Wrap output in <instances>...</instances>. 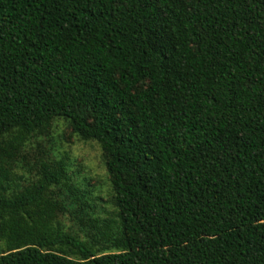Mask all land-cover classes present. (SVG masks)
<instances>
[{
    "label": "trees",
    "instance_id": "16d2710c",
    "mask_svg": "<svg viewBox=\"0 0 264 264\" xmlns=\"http://www.w3.org/2000/svg\"><path fill=\"white\" fill-rule=\"evenodd\" d=\"M55 117L100 143L121 249L31 232L43 161L0 168V264H264V0H0V133Z\"/></svg>",
    "mask_w": 264,
    "mask_h": 264
},
{
    "label": "rangeland",
    "instance_id": "374dc122",
    "mask_svg": "<svg viewBox=\"0 0 264 264\" xmlns=\"http://www.w3.org/2000/svg\"><path fill=\"white\" fill-rule=\"evenodd\" d=\"M43 161L62 162L65 173L48 185L45 201L26 218L31 232L46 222L54 234L68 233L97 254L121 249V224L100 143L73 132L65 117H55L32 133L18 129L0 133V168L7 194L30 186ZM0 247L6 251L10 246L1 241ZM50 248L71 258L81 256L66 244Z\"/></svg>",
    "mask_w": 264,
    "mask_h": 264
}]
</instances>
